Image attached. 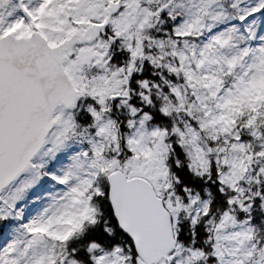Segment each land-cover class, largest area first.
<instances>
[{"label":"snow or ice","instance_id":"1","mask_svg":"<svg viewBox=\"0 0 264 264\" xmlns=\"http://www.w3.org/2000/svg\"><path fill=\"white\" fill-rule=\"evenodd\" d=\"M0 264H264V0H0Z\"/></svg>","mask_w":264,"mask_h":264}]
</instances>
